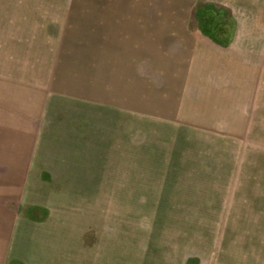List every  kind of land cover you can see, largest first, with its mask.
Returning a JSON list of instances; mask_svg holds the SVG:
<instances>
[{
    "label": "rangeland",
    "instance_id": "rangeland-1",
    "mask_svg": "<svg viewBox=\"0 0 264 264\" xmlns=\"http://www.w3.org/2000/svg\"><path fill=\"white\" fill-rule=\"evenodd\" d=\"M236 13L212 0H0V101L13 82L47 87L69 52L79 60L61 66L102 80L70 85L100 103L93 151L122 143L117 177L39 182L74 211L45 264H264V68L246 57L264 27Z\"/></svg>",
    "mask_w": 264,
    "mask_h": 264
},
{
    "label": "crops",
    "instance_id": "crops-1",
    "mask_svg": "<svg viewBox=\"0 0 264 264\" xmlns=\"http://www.w3.org/2000/svg\"><path fill=\"white\" fill-rule=\"evenodd\" d=\"M212 1L238 12L235 18L239 26H247L244 21L251 20L262 21L264 27V0ZM249 41L258 42L253 38ZM259 41L264 43V39ZM211 46L219 48L213 43ZM237 47L241 51L240 46ZM229 49L224 51L230 53L232 50ZM249 49L256 54L246 56L256 59L253 73H260L264 64L258 61V57L262 56L260 54L264 56V46H251ZM70 55L66 52L60 59L79 60V57ZM56 59L57 66L49 68L47 87H27L26 84L14 83V77L7 83L15 85L10 84L9 95L7 93L6 100L0 101V264L50 262L54 257L51 254L53 243L59 241L61 234L70 235L69 227L68 230L61 228L59 220L73 216V207L67 204L71 198L45 193L37 189L41 187L39 182H51L55 187V182H91L100 171L106 178L110 175L117 177L122 170L123 151L118 147L122 143L104 140L99 150L93 151L92 148L90 110L93 106L101 108L100 103L93 105L89 96H78L70 89V85L80 88L86 85V89L92 92L93 84H101V77L92 78V75H97L92 68L87 77L83 72H76V66H61L63 62L58 56ZM218 59L223 62L222 58ZM232 62L227 65L238 66ZM35 80L36 83L39 81L38 76ZM112 84L115 90L118 89L116 81ZM24 87L29 94L24 92ZM36 91L38 105L33 101ZM104 118L107 119L106 114ZM120 118L123 122L122 115Z\"/></svg>",
    "mask_w": 264,
    "mask_h": 264
}]
</instances>
